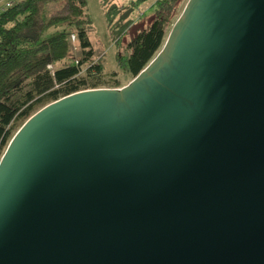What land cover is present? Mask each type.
<instances>
[{"label":"water","instance_id":"95a60500","mask_svg":"<svg viewBox=\"0 0 264 264\" xmlns=\"http://www.w3.org/2000/svg\"><path fill=\"white\" fill-rule=\"evenodd\" d=\"M0 264H264V0H188L129 83L34 112Z\"/></svg>","mask_w":264,"mask_h":264},{"label":"trees","instance_id":"16d2710c","mask_svg":"<svg viewBox=\"0 0 264 264\" xmlns=\"http://www.w3.org/2000/svg\"><path fill=\"white\" fill-rule=\"evenodd\" d=\"M147 1L102 0L110 36L119 46L135 20L133 12ZM178 1L157 0L149 26L128 41L124 52L117 50L123 71L135 77L155 56ZM87 5V0H18L0 10V157L19 127L41 107L104 83V67L95 58L90 38L93 21ZM73 33L81 49L77 62L70 60ZM85 64L91 82L80 75Z\"/></svg>","mask_w":264,"mask_h":264},{"label":"rangeland","instance_id":"374dc122","mask_svg":"<svg viewBox=\"0 0 264 264\" xmlns=\"http://www.w3.org/2000/svg\"><path fill=\"white\" fill-rule=\"evenodd\" d=\"M18 0H0V9L4 6H8V3H15ZM131 0H117L118 4L121 3H129ZM157 0H149L147 2L141 3L133 12V18L135 19L133 23L128 27L127 33L122 38L121 45L119 46V42L113 41L110 36V30L108 27L105 7L102 3V0H87L88 2V11L93 21V29L90 32V38L94 44V48L96 50L95 58L100 60L104 67V71L102 73L101 80L104 83L100 84V87H121L129 83L133 76L125 71H123L118 63H117V50L120 52L125 51V46L128 41L138 33L144 27L149 26L153 19V6L155 5ZM188 0H179L176 4L175 11L173 13V17L171 22L167 26V35L171 30L174 22L182 13L186 3ZM75 34L71 35V52H70V60L76 61L81 58V49L78 43L77 38L74 39ZM167 37V36H166ZM88 65L85 64L82 67L81 76H86L88 80L91 79L88 76L87 71ZM113 72H116L113 74ZM118 85V86H117ZM92 88V87H91ZM22 123V120L18 121V125ZM6 148L1 149V153L5 151Z\"/></svg>","mask_w":264,"mask_h":264},{"label":"built area","instance_id":"2783aa9c","mask_svg":"<svg viewBox=\"0 0 264 264\" xmlns=\"http://www.w3.org/2000/svg\"><path fill=\"white\" fill-rule=\"evenodd\" d=\"M13 3H8L7 5L9 6V5H12ZM5 7H7V6H4V7H2V9H4ZM2 9H0V10H2ZM74 39H75V36H74Z\"/></svg>","mask_w":264,"mask_h":264}]
</instances>
